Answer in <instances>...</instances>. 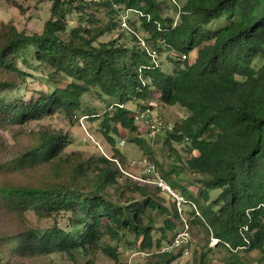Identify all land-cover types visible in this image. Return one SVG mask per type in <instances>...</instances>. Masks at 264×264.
Wrapping results in <instances>:
<instances>
[{"label":"trees","instance_id":"obj_1","mask_svg":"<svg viewBox=\"0 0 264 264\" xmlns=\"http://www.w3.org/2000/svg\"><path fill=\"white\" fill-rule=\"evenodd\" d=\"M181 1L171 4L176 20L164 16L160 0H52L42 34L14 29L0 40V131L58 112L94 117V107L84 103L90 93L108 109L116 106L114 118L122 116L131 131L140 126L123 107L136 99L156 96L163 106L185 109L187 117L165 131L178 143L189 142L190 157L180 170H159L169 183L175 175L174 189L186 185L178 191L201 214L187 212L191 231L200 225L209 240H218L203 248L214 254L225 249L237 264L242 251L264 253V0ZM99 9L108 19L101 25ZM130 10L149 38L138 35L131 19L130 30L122 27V16ZM75 15L79 21L71 27ZM222 19L220 27H209ZM118 28L135 47L103 41ZM140 39L154 43L155 59ZM163 53L176 66L172 72L156 65ZM33 62L47 70L53 87L38 98L32 91L26 102L22 91L28 75L21 65L31 68ZM28 137L23 153L0 160V215L18 230L0 237V264L16 257L73 258L106 236L116 241L135 236L140 248H151L153 213H168L182 223L173 200L156 186L132 183L125 186L130 192L119 189V196L111 195L122 175L116 162L68 153L69 135L43 129ZM123 158L113 155L122 165ZM194 186L197 195L188 190ZM161 195L170 199L171 210ZM30 215L64 223L36 230ZM157 255L171 258L166 264L180 256L160 249Z\"/></svg>","mask_w":264,"mask_h":264},{"label":"rangeland","instance_id":"obj_2","mask_svg":"<svg viewBox=\"0 0 264 264\" xmlns=\"http://www.w3.org/2000/svg\"><path fill=\"white\" fill-rule=\"evenodd\" d=\"M164 3L165 17L178 19V13L171 6L176 0H160ZM182 3L181 0H177ZM52 0H0V40L14 29L27 34H42L44 27L51 18ZM99 25L108 22L106 13L103 9L96 10ZM71 27L78 24L79 18L75 15L70 18ZM132 22L137 23V33L141 38H149V33L139 30L140 19L132 12L130 14ZM225 23V20H216L210 24V28L219 27ZM118 40L119 43L126 47H135L136 42L128 38V36L119 30L114 31L111 35L103 38V41ZM151 52H156V47L153 42H147ZM158 55V54H157ZM174 57L173 55H171ZM178 58H176L177 60ZM161 63L163 66H161ZM38 63L32 64L31 68H26L21 65L27 73L25 82L23 83L22 95L26 102L29 101L31 92L34 91V98L39 97L40 91L47 92L53 85L48 84L50 75L47 70L42 72L38 70ZM166 72H172L175 64L169 58L168 53H163L158 56L157 64ZM71 80H69L70 82ZM59 86H64L59 84ZM146 99L139 101L138 99L128 103L123 108L130 112L128 118H133L135 121L136 115L145 111H150L149 123L137 122L139 125L135 131H131L123 122L122 116L114 118L118 113L116 106L109 109L103 106V100L97 95L88 94L84 97L86 108L94 107V117L88 118L87 112H80V116L68 117L63 112H58L52 116L46 117L43 120L31 122L23 127L4 128L0 131V160H6L18 153H23L25 147L29 144V135L33 132H38L43 129H49L71 137L72 144L68 147L67 152L75 154L84 159L100 157L99 146L103 148L108 156H113L115 153L123 155V166L125 172L122 173L120 185L114 189H110L111 195L117 197L120 192L117 190L124 189L125 193L131 190H126L125 186H132L136 183L139 186H146L138 179L144 177L141 169L131 167V160L147 157L152 162L156 163L160 170L167 172L175 166L177 170L186 166L187 160L190 157L189 142L178 143L171 139L167 133L168 125L175 126L187 117V111L179 106H163L156 99ZM122 108V107H121ZM109 114V115H108ZM124 117V116H123ZM126 118V117H124ZM104 126V127H103ZM154 128H160L154 137L150 135ZM23 132H22V131ZM139 140V141H136ZM126 142L124 147L119 146L121 141ZM141 141V143H140ZM143 141V142H142ZM175 179V175L169 179L170 183ZM186 185L183 184L177 190H182ZM185 189V188H184ZM197 195V187L188 188ZM219 192L211 193V200H215ZM165 198L166 207L171 210V201L168 197ZM186 210L189 206H185ZM190 215V211L188 212ZM31 225L36 230H45L54 223L58 222L63 225L64 220H38L35 215L29 216ZM193 218V217H191ZM201 219V218H200ZM202 220V219H201ZM204 221V220H203ZM202 221V222H203ZM173 224L174 228H169L168 223ZM173 215L160 212L153 213L152 220V238L151 248H140L141 240H136L135 236H126L122 241H116L106 236L101 241L100 245L90 248L88 252H83L71 258L67 255L55 254L49 258L27 259V258H8L5 264H166L171 260L169 257H161L157 255V251L161 249L165 243L169 242L179 229H182V223H179ZM18 230L15 224L8 217L0 215V237L17 234ZM212 233V231H211ZM191 234L192 244L189 249V255H182L170 261V264H233L236 261L231 259V255L221 250L220 253L214 254L204 249L206 242L212 247L218 243L214 242L212 237L210 240L206 235L205 229L200 225L192 227ZM208 240V241H207ZM114 249L115 251H113ZM117 253L114 255L113 253ZM179 255V254H176ZM237 264H264V253L260 251H242L239 254Z\"/></svg>","mask_w":264,"mask_h":264},{"label":"built area","instance_id":"obj_3","mask_svg":"<svg viewBox=\"0 0 264 264\" xmlns=\"http://www.w3.org/2000/svg\"><path fill=\"white\" fill-rule=\"evenodd\" d=\"M112 1V0H109ZM133 11H127L122 16V27L126 30H130L129 27V20H130V14ZM135 13V12H133ZM140 43L145 48L148 53L155 59V52H151L146 45V42L140 39ZM150 119V111H145L140 114L136 115L135 121L137 122H146L149 123ZM166 130L172 131L173 126L168 125L166 127ZM160 131V128H154L153 133L150 135L151 137H154L155 133H158ZM126 142L124 140L121 141L119 146L124 147ZM99 153L103 157L112 160L116 162L122 173L128 175L125 172L124 166L119 163L118 160L113 159V156H108L103 148L99 146ZM131 167L133 168H139L141 169L144 177L142 179H138L140 182L144 183L145 185H153L161 189L164 193H166L175 203L178 214L180 215L181 222H182V229H179L172 240L168 242L166 245H164L160 252L168 253V254H182V255H189V249L192 244V234H191V227L189 220L187 219V212L195 211L196 216L201 217L200 212L198 211V208L195 204L190 202L184 194H182L180 191L174 189L172 185L164 178L162 173L160 172L159 168L157 167L156 163L149 160L147 157H143L141 159H133L130 161ZM185 206H189V209L186 210ZM214 242H217V240H214Z\"/></svg>","mask_w":264,"mask_h":264}]
</instances>
